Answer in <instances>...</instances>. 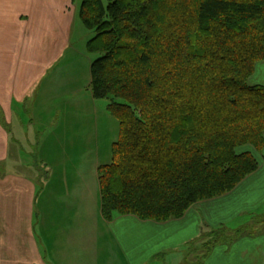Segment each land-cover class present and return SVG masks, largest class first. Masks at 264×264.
<instances>
[{
	"label": "trees",
	"instance_id": "16d2710c",
	"mask_svg": "<svg viewBox=\"0 0 264 264\" xmlns=\"http://www.w3.org/2000/svg\"><path fill=\"white\" fill-rule=\"evenodd\" d=\"M77 16L100 54L92 95L120 126L98 168L105 220L180 218L258 169L240 148L264 147V85L249 80L264 61V0H82ZM250 217L257 233L264 213Z\"/></svg>",
	"mask_w": 264,
	"mask_h": 264
},
{
	"label": "crops",
	"instance_id": "0c3cea01",
	"mask_svg": "<svg viewBox=\"0 0 264 264\" xmlns=\"http://www.w3.org/2000/svg\"><path fill=\"white\" fill-rule=\"evenodd\" d=\"M73 1L0 0V264H264V224L257 233L245 230L254 224L252 212L264 213V147H241L257 157L258 169L180 218H103L98 168L111 154L101 139L108 137L111 149L119 129L104 114L115 135L103 138V124L82 120L100 112L91 62L86 92L78 83L68 90L78 71L45 84L53 67L78 66L63 60L78 12ZM249 80L264 85V61ZM21 134L38 148L23 155L24 166ZM219 229L227 235L215 243L212 231Z\"/></svg>",
	"mask_w": 264,
	"mask_h": 264
},
{
	"label": "rangeland",
	"instance_id": "374dc122",
	"mask_svg": "<svg viewBox=\"0 0 264 264\" xmlns=\"http://www.w3.org/2000/svg\"><path fill=\"white\" fill-rule=\"evenodd\" d=\"M81 2H82V0H74L73 1V9H75L76 12L78 11L77 9L80 7ZM94 34H95V32L93 30L87 29L83 25L80 18L76 15L75 23L73 25V29H72V33H71L70 41H69L70 46L68 47L69 49L67 51H65V56H64L63 60H73L76 62L75 64H77L78 66L71 68L70 66H64L62 64L59 67H53L51 69L50 73L47 74V78L50 77V79L49 80L46 79L45 84H48V82L50 83L51 80L56 79V77H62L64 80H67V78H69L70 76H74L75 71H78L81 75V78L78 79L77 81H73L71 79H68V81L70 83H72V86L68 85V90H70V87H73V88L77 87L75 84L78 83L80 88H82V87L84 88L82 90L83 92L85 90L87 91L85 80L83 81L85 68L89 66L90 62L92 63L95 59H97L100 56L99 53L90 52L88 50V47H87L88 40L90 38H92ZM87 74H88V72H87ZM66 88H67L66 84L60 85L61 91H65ZM95 100H96L95 107H98L97 109H99L100 112L97 115H94L93 119H92L91 115H87L85 113V117L82 120L85 122H89V123H101V124H103L101 126V128H104V130L101 131V133L103 134L102 137L103 138H104V136L113 137L115 135V133L112 132V130L115 129L114 123L112 125H111V123H107V120H104V118H105L104 114H107L108 116H110L112 118V120H114V122L118 126V129H120L119 121L107 109V104H108L107 99H95ZM86 101H87V99L85 100V102ZM88 107H92L91 104H89ZM88 118L92 119V120H89ZM117 134H119L118 130H117ZM20 136L22 138V141H23L22 143L24 145L23 148H20V159H21V166H24L23 164L25 162L24 161L25 157L23 155H26L27 152H29L30 153L29 155H31L32 153L37 152L38 148L33 144L32 141H30V142L25 141L24 134H21ZM102 140H103V143L101 146V150L104 151L105 153L109 152V154H111L110 153L111 149L109 148L111 145H107L110 141L109 138L106 137L104 139H101V142H102ZM29 143L31 144V146ZM21 171H22V168H21ZM260 226H261V224H260Z\"/></svg>",
	"mask_w": 264,
	"mask_h": 264
}]
</instances>
